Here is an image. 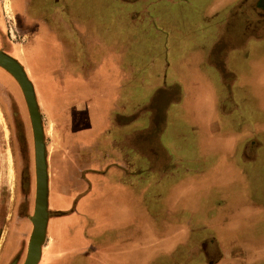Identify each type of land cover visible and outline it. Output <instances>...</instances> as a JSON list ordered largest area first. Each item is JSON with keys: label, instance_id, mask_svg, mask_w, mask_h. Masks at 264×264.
I'll use <instances>...</instances> for the list:
<instances>
[{"label": "crops", "instance_id": "0c3cea01", "mask_svg": "<svg viewBox=\"0 0 264 264\" xmlns=\"http://www.w3.org/2000/svg\"><path fill=\"white\" fill-rule=\"evenodd\" d=\"M14 1L40 22L23 63L62 51L44 64L50 264L75 242L80 264H264V58L248 57L264 21L247 0H63L62 35Z\"/></svg>", "mask_w": 264, "mask_h": 264}, {"label": "rangeland", "instance_id": "374dc122", "mask_svg": "<svg viewBox=\"0 0 264 264\" xmlns=\"http://www.w3.org/2000/svg\"><path fill=\"white\" fill-rule=\"evenodd\" d=\"M180 1L185 2L187 0ZM170 6L169 4V7ZM44 7L47 12L45 15H41L48 20L51 27H56L62 35L63 0H45ZM55 16H59L61 22H58L57 19L54 20ZM29 20L30 19H27L28 22L26 21V23H23L21 14L17 8V3L14 0H0V48L11 53L10 55L13 57H16V55L19 56L22 63L24 61L21 57L22 51L29 47L31 42L29 38H33L32 33L40 25V22L36 19ZM174 22L175 20L173 19L167 20L168 27H170L169 29H175ZM55 45L56 42L53 39L51 46L43 50L45 51L43 59H37L35 55L31 56L28 52L27 56L29 60L24 62L23 65L21 63L26 71L28 79L33 83L35 93L40 99L39 101L43 104V107L46 106L48 101L47 93L52 92L58 87L57 76L50 72L48 73L44 64L47 63L50 70H52L53 67H62V51H59ZM51 52H53V54H51ZM248 57L249 60L260 57L264 58V51L263 54L258 56L255 54V51L252 52L250 48ZM53 59L56 63L48 64V62H53ZM47 108L48 105L45 107L47 113H44L43 109L39 110L42 127L45 130V136L43 137L45 144L52 143L53 140L56 141L59 134L57 130L56 136L53 123L51 121L49 122L51 118L49 117ZM0 112V220L3 218L2 216L7 215L8 219L6 222L10 225L12 222V215L10 216L8 214L12 213L15 203L18 202V198H24L23 204L27 201L31 203L33 199V152L30 124L22 94L16 81L1 68ZM50 116L53 115L50 114ZM54 119H57V115L54 116ZM56 124H58L57 129L61 130L62 133V120H57ZM51 159L52 151L47 150L49 171L51 168ZM22 181H24L23 184ZM20 193L21 195H19ZM65 197L69 199L67 196ZM47 200L49 206L53 208L61 204L59 196H57L55 192L53 193V191L50 192V190H48ZM72 201H74V198ZM72 201L69 200L70 204H72ZM75 238L76 241H78V238L71 235L67 230L65 240L67 246L71 240L75 241ZM75 245L73 244L72 246V248H75V252L73 251V253L68 256L67 260H65L66 264H80V244L78 246ZM49 249L47 240L43 248L45 255L40 264H47L48 261L51 260V252Z\"/></svg>", "mask_w": 264, "mask_h": 264}, {"label": "water", "instance_id": "95a60500", "mask_svg": "<svg viewBox=\"0 0 264 264\" xmlns=\"http://www.w3.org/2000/svg\"><path fill=\"white\" fill-rule=\"evenodd\" d=\"M248 16L253 21H264V0H247ZM0 67L6 70L16 81L22 94L32 136L34 195L33 209L30 216L31 234L27 242L26 256L23 264H36L39 259V249L43 242L47 220V183L45 146L43 130L38 105L33 86L28 79L21 63L0 49Z\"/></svg>", "mask_w": 264, "mask_h": 264}, {"label": "flooded vegetation", "instance_id": "af4514ba", "mask_svg": "<svg viewBox=\"0 0 264 264\" xmlns=\"http://www.w3.org/2000/svg\"><path fill=\"white\" fill-rule=\"evenodd\" d=\"M44 1L45 0H41V1L37 0L35 3V6L39 10V12H41L42 14H46L47 12L44 7ZM23 22H26V21H23ZM250 23L251 22H249V25ZM3 51L8 53L5 50ZM23 183L24 181H22V184ZM19 195H21V193ZM33 195H34V190H33ZM23 199L24 198L20 199L19 197L18 202H16L13 207L14 209L12 213L8 214L10 216L12 215L11 216L12 222L10 225H8L6 222L8 219L7 215L2 216L3 218L0 220V228H1L0 229V264H23V261L25 259L26 250H27V242L31 234V230H32L30 216L32 214V209H33V199L31 203H28L27 201L25 202V204H23V201H24ZM46 210H47V220H46L43 242L40 245L41 254L36 264H40L42 258L45 255L44 254L45 252L43 250V248L45 247V242H47L48 240V243H50L47 237L48 232H49L48 225H49V220L53 218V216L55 215V212L50 210L48 206ZM52 246L49 249V251H51ZM51 261L52 260H49L47 264H50Z\"/></svg>", "mask_w": 264, "mask_h": 264}, {"label": "bare ground", "instance_id": "6f19581e", "mask_svg": "<svg viewBox=\"0 0 264 264\" xmlns=\"http://www.w3.org/2000/svg\"><path fill=\"white\" fill-rule=\"evenodd\" d=\"M15 58V57H14ZM1 69H3L2 67H0ZM4 70V69H3ZM4 72H7L6 70H4ZM8 73V72H7ZM9 74V73H8ZM10 75V74H9ZM11 76V75H10ZM12 77V76H11ZM13 79V77H12ZM0 116H1V112H0ZM6 130V128H5ZM7 132V131H6ZM45 162H46V183H47V189L49 187V171H48V161H47V152H46V155H45ZM47 228V227H46ZM41 254V249H39V256Z\"/></svg>", "mask_w": 264, "mask_h": 264}]
</instances>
